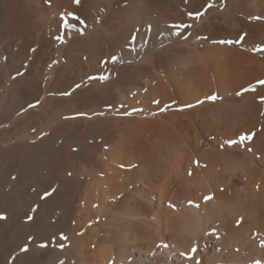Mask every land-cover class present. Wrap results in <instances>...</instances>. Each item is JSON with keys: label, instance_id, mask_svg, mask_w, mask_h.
<instances>
[{"label": "bare ground", "instance_id": "obj_1", "mask_svg": "<svg viewBox=\"0 0 264 264\" xmlns=\"http://www.w3.org/2000/svg\"><path fill=\"white\" fill-rule=\"evenodd\" d=\"M259 81L264 0H0V264H67L75 257L85 264V240L96 232L78 235L86 220L99 216L97 206L114 214L130 202L133 172L126 166L150 161L185 128V144L176 149L185 151L195 176L186 180L189 194L192 186L208 193L198 202L203 210L181 205L191 196L180 181L174 210L151 215L164 216L168 232L182 238L179 251L193 257L186 263L264 264V225L257 218L259 233H246L248 209L241 211L244 198L264 203V180L254 182L264 172L238 150L253 147L264 164ZM204 89L207 103L180 106ZM218 93L221 102L209 99ZM224 102L235 110L222 109ZM128 109L137 114H100ZM223 125L230 130L222 132ZM220 132L233 135L219 142ZM254 133L253 142H241ZM201 164L217 167V175L226 166L244 175L206 199L211 186L200 178ZM215 225L225 233L224 253L204 257L200 234Z\"/></svg>", "mask_w": 264, "mask_h": 264}, {"label": "rangeland", "instance_id": "obj_2", "mask_svg": "<svg viewBox=\"0 0 264 264\" xmlns=\"http://www.w3.org/2000/svg\"><path fill=\"white\" fill-rule=\"evenodd\" d=\"M218 83H222V82L218 81ZM228 84H229L228 82H226V83L223 82V84L221 86L222 87L228 86ZM218 86L220 87L219 84H218ZM201 91L197 95L193 92L190 94H187L188 99H180L181 102L183 100L185 101V102L181 103L180 106L190 108V107H196V106L203 104V103H207V100L204 96L205 95L204 94L205 89L202 92ZM219 93L217 94L218 96H217V99L215 101L216 103L218 101L221 102V99H223L225 97L223 95H219ZM201 95H203V96H201ZM229 95H230V93L228 92L226 94V97H228ZM161 100H162V104L166 103V101L164 102L163 99H161ZM186 102H188V103H186ZM218 104H220L219 106L222 107V109H225V108H227L226 106H228V108L231 110H233L232 107H233V105H235V104H233L230 107V104L228 103V105H227L226 102L218 103ZM234 108H236V107H234ZM143 109H145L147 111L152 110L151 108H148V107H145ZM128 111H126V112L122 111V113H121V111H117V112L111 113V114L103 112V114L102 113H100V114L105 116V117L108 116V117H113L115 119H117V118L118 119H125V118L128 119V117L130 115V111H131V113L133 112L132 114H137L135 110H131V109L129 110L128 109ZM167 113L169 114L171 112L168 110ZM116 114H119V115H116ZM83 116H86V115H80V117H83ZM72 117H74V115H71L70 118H72ZM75 117H77V116L75 115ZM120 117H122V118H120ZM135 123L136 122L132 120V127L135 126ZM189 126L197 127V128L199 127V125L194 123V122H192V124ZM227 129L230 130V127L223 125L222 132H224V130H227ZM222 132H220V135L218 136L219 138H217V139H219V142L227 139L228 136L233 135V134H227L228 136H226L225 133L223 134ZM185 133H186V128L183 129L182 131L176 130V134L173 137V139H171V141H168L164 145L162 150H157V147H156L157 145H156L154 150L155 151L157 150V151L151 157L150 161H147L146 163H143V164H138V163L132 162V167H130V168H128V166H126L125 169L132 170V172L134 173V174L132 173V184L130 185V190L128 189L129 192H132L131 201L128 203L126 202L125 204L121 205L119 211L114 213V214H112L113 213V211H111L112 208L107 210L105 207L97 206L99 208V210L101 211V212L100 211H98V212H100L101 214L99 213V216H96V217H89V219L92 218V220H89V219L86 220L84 227H82L84 230L82 229L78 233V235L80 234V236H81L82 234L87 233L86 229H88V231H90L91 229H92V231H93V229L96 230V232L94 231V233H92L91 235L89 234V236H88L89 239L87 238V240H85V243L87 244V246H86L87 248L86 247L85 248L90 250V252L88 253V250L85 249V251H86L85 253H88L87 255L83 256L84 259H86V261H87L85 264H141V262H143L144 260L145 261L147 260L148 262L154 261V262H157L158 264H189V263H186V261L193 259V257H191V256H194L193 254H190L191 258H189L185 255V253H182L179 251V248L177 247L178 243L182 244L183 240L181 237L180 238L179 237L174 238L171 235V233L168 232L167 225L163 221L164 216L161 215L162 216L161 218L160 217L155 218L151 215L153 213H156V211L158 212L162 208H169V209L171 208L174 210V208H175V206H173L174 205L173 204L174 199H172V198H174V196H176V194H178V192L180 190V183L186 182V180L191 179L190 177L194 176L193 173L190 172L192 169H191V165L189 163V157L185 156V154H184L185 151L183 149H176V144L179 143L178 141H180L182 144H185ZM240 133L241 132H238V134H240ZM255 133H257V132L255 131ZM255 133L253 135L250 134V136H247V137L252 138V136H256ZM211 138H214V135ZM239 139L240 138L238 137V140ZM254 139H255V137H254ZM254 139L252 138L251 139L252 141L249 139H245V140H246V143H248L249 141L253 142ZM245 146H239V149H238L239 152H241L242 154L245 153V154H243V156L247 154L246 155L247 157L246 156H244V157H246L247 159L249 157V160H252V161L254 160L256 163V165H255L256 168L261 170L262 172H264V164H263V162L261 163V161H262L261 157L256 152L252 151V150H254L253 147L250 148V146H247V145H245ZM222 149L223 148L221 147V149H219V150L222 151ZM249 149H251V150H249ZM200 156H202V155H200ZM244 163L246 164L247 162H245L243 159V164ZM199 166H198L199 167L198 172H199L200 176H202L200 178H202V179L205 178L208 180V182L210 181L209 183H210L212 192L210 191L209 194L211 195L210 197L213 199L215 198V194H217L218 192H222L228 188L231 189V187L234 186L233 183L236 180V178L238 179L239 176L241 177L242 175H244V174H242V172L241 173L240 172H234L233 174L230 173V167H227V166L224 168L220 167V170H218V175L216 173L217 167L215 168L216 171H214L207 164H205V166H202V164ZM203 167H204V170H203ZM195 169L197 170V166ZM205 171H207V172H205ZM200 172H202V173H200ZM203 175H205V177ZM246 178H247V176H245V179ZM197 179L198 178L196 177V180ZM260 179L262 180V182ZM263 180H264V175L258 174V175H256L254 182H255V184L262 186ZM258 182H260V183H258ZM184 184L186 185V187L188 189L187 190V192H188L187 196H189V197L191 196V199H193V200L190 199V201H188L186 204L184 202H181V205L182 206L188 205V207L194 206V208L196 207L197 210L198 209L203 210L202 205L199 204L198 202H200V199H202V201H203V197L205 199V197L208 195V193L203 192L201 194L200 191L198 193L196 186H192L191 189L193 192L191 194H189L191 192V190L187 186L188 183L186 182ZM234 191L235 190L232 191L233 196H236L235 194H239V193H237V190H236V193ZM197 193H198V195H197ZM201 195H202V198L200 197ZM237 196H242V193H240V195H237ZM114 198L116 200H120L122 197H121V195L119 196V195L115 194ZM194 198L198 199L199 201L197 200V202H196L195 201L196 199L194 200ZM242 199H243V197H242ZM259 199H260V206L256 207L255 205H256L257 201L254 200V203H253V202H251L250 198H244L243 199V206L244 205L245 206L241 208L242 212H244L243 208L245 209L247 207V209H248L249 219L247 220V227H246L245 232L248 233L251 231L250 233L253 235L259 233V231H260L258 229V226H257L258 225L257 224V222H258L257 218H259L260 222L263 223V225H264V203L261 202V198H259ZM149 204H150V206H149ZM151 209L152 210L155 209V211H153V213H152ZM104 212H106V213H104ZM108 212H111L112 215H110V213H108ZM201 212H203V211H201ZM257 213H258V215H257ZM106 215H107V217H106ZM237 216H238V214H237ZM235 217L236 216H234L233 218H235ZM233 218H231V219H233ZM237 220L238 221H236V220L233 221L234 225H235L234 227L240 228L239 225L242 224V220H240V219H237ZM112 222H114V223H112ZM233 222H232V224H233ZM103 223H104V225H103ZM99 226H101V227H99ZM237 226H239V227H237ZM215 227H214V230H212V231L210 230V232L206 233V235L203 234L202 232L200 234V241H199L200 246L198 245V248H199L201 255H203L204 257L211 256V255L213 256V254L215 252H217L218 254L224 253V247L223 246H225V243L222 242L223 241L222 238L225 237V233H220L217 229V225H215ZM212 228H210V229H212ZM255 228L258 230L255 231L254 230ZM65 237H69V236L66 235ZM65 237L63 236V240H65L64 239ZM69 238H71V237H69ZM259 238L257 240H259ZM59 240H62V239H59ZM66 240H68V239H66ZM71 240L74 241L73 238ZM173 240H175V241H173ZM263 240H259L258 242H259V244L262 243L261 245L264 247V241ZM173 242H175V243L173 244ZM65 244H69V242L62 244L60 247L63 249V247H66V246H64ZM100 244H102V245H100ZM72 245H71V247H72ZM108 245L110 248L108 247ZM175 245H176V248H175ZM68 247L70 248V245ZM112 251H115L118 253L114 254L113 259H112V256L110 259V258H108L109 255H107V254H109V253L112 254ZM120 251H122V252H120ZM97 253H99V254H97ZM102 253H103V255H102ZM105 253H107V254H105ZM209 253H211V254L208 255ZM118 254H119L118 258L120 257L119 259L116 257ZM72 259H74V260H72ZM72 259H69L70 261H72V263L71 262L70 263L73 264L75 262V264H77L76 261L78 259H76V257L72 258ZM249 264H251V263H249Z\"/></svg>", "mask_w": 264, "mask_h": 264}, {"label": "snow or ice", "instance_id": "obj_3", "mask_svg": "<svg viewBox=\"0 0 264 264\" xmlns=\"http://www.w3.org/2000/svg\"><path fill=\"white\" fill-rule=\"evenodd\" d=\"M76 2L77 3H79V0H76ZM210 7H211V5H210ZM100 79H106V77H100ZM259 83L261 84V85H264V81H259ZM240 93H238V95H239ZM209 99L210 100H213V101H215L216 99H217V97L216 96H212V97H209ZM262 102H264V99H262ZM244 139H251V137H241V142L244 140ZM206 199H211V197H207ZM0 219H4V217L3 216H0ZM29 219H31V217H29ZM43 246V245H42ZM25 251L27 250V249H24Z\"/></svg>", "mask_w": 264, "mask_h": 264}]
</instances>
